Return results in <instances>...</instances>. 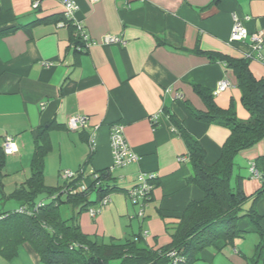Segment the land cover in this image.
<instances>
[{
  "label": "crops",
  "instance_id": "crops-1",
  "mask_svg": "<svg viewBox=\"0 0 264 264\" xmlns=\"http://www.w3.org/2000/svg\"><path fill=\"white\" fill-rule=\"evenodd\" d=\"M34 1L0 0V146L8 134L16 147L10 159L6 156L5 165L16 166L18 158L31 154L37 128L51 123L45 184L50 185L46 182L47 159L57 186L61 170L75 171L90 157L81 181L85 186L95 170L112 166L109 131L119 123L139 159L111 168L122 190L111 192L109 203L95 217L87 210L81 212V230L105 241L124 240L142 228L148 230L144 240L149 246L168 243L165 221L180 215L190 200L203 197L196 185L186 181L192 166L186 143L170 116L197 139L207 164L218 159L228 129L192 115L187 104L206 110L193 85L213 93L217 83L226 79L230 86L213 93L216 104L221 108L232 105L243 120L249 111L241 103L232 70L197 49L247 58L253 75L264 78V63L254 56L251 44L228 41L233 15L249 16L244 20L249 33H264V0H75L74 21L64 18L59 1L38 0L35 8ZM79 28L94 43L84 46ZM107 34L122 42L102 43ZM248 53L253 56L247 57ZM258 53L264 56V44ZM75 114L85 115L87 124L70 130L67 120ZM263 154L264 139L235 156L232 180L241 176L247 196L262 184L261 175L253 176L250 167ZM140 173L155 174L158 184L144 214L137 216L138 207L130 202L126 190ZM16 202L11 207H18ZM251 202L248 198L242 207L247 209ZM256 208L264 219V196ZM237 229L243 232L232 245L217 241L202 249L191 264H259L251 261L259 241L253 223L242 217Z\"/></svg>",
  "mask_w": 264,
  "mask_h": 264
},
{
  "label": "trees",
  "instance_id": "trees-1",
  "mask_svg": "<svg viewBox=\"0 0 264 264\" xmlns=\"http://www.w3.org/2000/svg\"><path fill=\"white\" fill-rule=\"evenodd\" d=\"M197 52L207 53L213 60L223 61L232 70L241 91V103L249 111V117L239 119L232 105L228 108L219 107L211 90L193 85L203 97L206 110L199 111L187 104L192 115L197 120L214 122L228 129L218 159L207 164L205 151L197 139L173 115L170 116L186 143L192 166V174L186 181L196 185L203 197L190 200L180 215L165 221L169 242L158 247L149 246L144 240L148 230L142 228L132 237L124 240L110 238L108 242L84 233L79 224L81 212L89 211L95 204H98V208L103 197L122 190V187L116 183L111 167L95 170L90 182L83 186L81 181L90 157L73 171L72 177L63 178V184H45L44 159L50 149L48 129L51 126V123H47L37 128L29 175L8 193L4 191L2 182L6 155L0 146V200L12 198L19 202L16 208H0L2 257L13 258L19 247L27 243L37 254L39 264H191L199 258L202 249L217 241H222V246L232 245L243 232L237 229V221L247 217L259 236L251 261L264 263V219L256 208L257 201L264 196V154L253 162L262 179L259 189L247 196L241 187V176L237 175L236 180H232L235 156L264 139V78L253 75L247 58L213 54L199 48ZM150 181L153 187L158 184L156 176ZM92 193L94 198H91ZM151 193L152 190L145 201L142 198L136 202L129 199L138 207L137 216L140 204L144 201L146 206ZM42 196L49 200H43ZM248 198L252 199L251 205L244 209L242 205ZM62 205L71 206L70 217H62ZM163 218L167 216L163 215ZM144 231H147L146 235ZM234 250L237 251L236 248Z\"/></svg>",
  "mask_w": 264,
  "mask_h": 264
},
{
  "label": "built area",
  "instance_id": "built-area-1",
  "mask_svg": "<svg viewBox=\"0 0 264 264\" xmlns=\"http://www.w3.org/2000/svg\"><path fill=\"white\" fill-rule=\"evenodd\" d=\"M63 5V16L65 19H70L74 21V12L77 9L75 0H56ZM39 5V1L35 0L32 6L35 8ZM249 19V16L240 18L236 15H233V23L231 31L228 37L229 43L233 42H246L248 41L251 44L252 51H255L254 56L258 57L264 63V56L258 53L260 47L264 44V33L262 31H256L249 33L245 27L244 20ZM81 30V28H79ZM79 36L83 40L84 46L88 47L94 42L89 41L88 35L85 31L79 33ZM122 40L116 36L107 34L102 37V43H118ZM252 53H248L247 57H252ZM43 65L48 66V62H43ZM230 83L228 80L223 79L219 81L216 85V88L213 90V93L220 92L225 88L229 87ZM156 116L151 117V121L154 122ZM87 124V117L82 114H75L68 118L67 127L70 130H75L80 127H84ZM89 144L91 148L94 146V136L93 134L89 137ZM109 144L111 147V153L113 158V164L111 168L121 167L132 162H136L139 159V156L129 147L127 144L124 135H123V126L119 123H114L110 126L109 131ZM2 150L6 156L12 155L16 151L15 140L12 135H4L1 143ZM184 157H179V160H182ZM250 171L253 176L259 177L260 172L255 168L254 164L251 165ZM73 171L64 169L61 172V176L64 179H68L73 176ZM156 175L153 173H140L136 178V184L128 190L127 196L132 202H136L138 198H142L144 201L149 198L150 192L152 190L151 179ZM109 196H105L101 199L100 205L98 208H89V214L94 216L98 209L102 206H105L109 203ZM143 201V202H144ZM141 203L139 206L138 214L142 216L144 213L145 202ZM144 234H147V231H144Z\"/></svg>",
  "mask_w": 264,
  "mask_h": 264
},
{
  "label": "rangeland",
  "instance_id": "rangeland-1",
  "mask_svg": "<svg viewBox=\"0 0 264 264\" xmlns=\"http://www.w3.org/2000/svg\"><path fill=\"white\" fill-rule=\"evenodd\" d=\"M26 154V153H25ZM11 156H7V160L10 159ZM30 158H31V154L28 153V155H24L22 156V158H18V162L17 164H15L16 166H13L11 164H6L3 167V177H2V182L4 184V191L5 192H9L11 191L16 185H18L22 180H24L30 173ZM48 160V164L50 166L51 164V160ZM56 160V159H55ZM55 160L53 159V162L55 163ZM47 167L46 170V182L50 185L55 186L56 185V177L52 174V170L50 167ZM60 177V181L57 185H61L64 182V179L62 178L61 175H59ZM115 192V191H114ZM43 200H49L46 197L42 196L41 197ZM12 203H17L15 199L12 198H8V199H2L0 200V208H14L11 207L13 206ZM98 206V204H95L93 206H91L90 208H96ZM104 206H102L103 208ZM16 208V207H15ZM60 212L62 214V217L68 218L71 216L72 213V208L71 206L68 205H62L60 207ZM87 212L89 213V211L87 210ZM110 239L106 238L105 242H108ZM30 248L29 244H22L19 247L18 253L16 256H14L11 259H6L4 257H2L0 255V264H39V262L37 261V254L35 252H31L28 251V249ZM31 249V248H30ZM37 262V263H36ZM259 264H264L263 262H259Z\"/></svg>",
  "mask_w": 264,
  "mask_h": 264
}]
</instances>
